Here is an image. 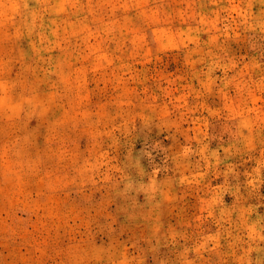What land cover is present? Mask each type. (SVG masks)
Wrapping results in <instances>:
<instances>
[{
	"label": "rangeland",
	"instance_id": "rangeland-1",
	"mask_svg": "<svg viewBox=\"0 0 264 264\" xmlns=\"http://www.w3.org/2000/svg\"><path fill=\"white\" fill-rule=\"evenodd\" d=\"M0 264H264V0H0Z\"/></svg>",
	"mask_w": 264,
	"mask_h": 264
}]
</instances>
